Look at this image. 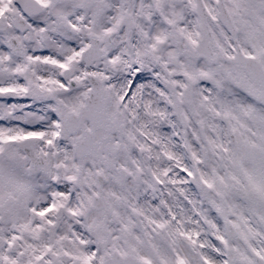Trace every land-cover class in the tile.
Masks as SVG:
<instances>
[{"label":"snow or ice","instance_id":"6c2138e0","mask_svg":"<svg viewBox=\"0 0 264 264\" xmlns=\"http://www.w3.org/2000/svg\"><path fill=\"white\" fill-rule=\"evenodd\" d=\"M0 264H264V0H0Z\"/></svg>","mask_w":264,"mask_h":264}]
</instances>
